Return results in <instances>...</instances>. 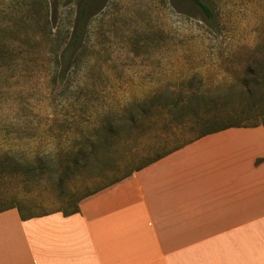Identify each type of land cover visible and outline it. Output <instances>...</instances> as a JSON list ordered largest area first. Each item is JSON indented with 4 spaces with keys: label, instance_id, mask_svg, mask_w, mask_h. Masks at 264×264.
<instances>
[{
    "label": "rangeland",
    "instance_id": "obj_1",
    "mask_svg": "<svg viewBox=\"0 0 264 264\" xmlns=\"http://www.w3.org/2000/svg\"><path fill=\"white\" fill-rule=\"evenodd\" d=\"M201 1L212 16L192 0H0V156L46 159L76 145L101 117L159 102L146 104L135 127L101 144L61 188L46 171L35 179L0 173V209L65 208L63 195L109 184L127 171L114 172L127 151L151 145L188 115L220 126L264 115V102L251 104L264 92V0ZM249 69L259 75L254 99L241 86ZM162 105H176L173 116Z\"/></svg>",
    "mask_w": 264,
    "mask_h": 264
},
{
    "label": "crops",
    "instance_id": "obj_2",
    "mask_svg": "<svg viewBox=\"0 0 264 264\" xmlns=\"http://www.w3.org/2000/svg\"><path fill=\"white\" fill-rule=\"evenodd\" d=\"M0 264H264V118L168 154L76 214L0 209Z\"/></svg>",
    "mask_w": 264,
    "mask_h": 264
},
{
    "label": "trees",
    "instance_id": "obj_3",
    "mask_svg": "<svg viewBox=\"0 0 264 264\" xmlns=\"http://www.w3.org/2000/svg\"><path fill=\"white\" fill-rule=\"evenodd\" d=\"M192 1L199 7L204 15H206L207 17L212 16L210 9L201 0ZM78 38L79 36L77 35L73 36L74 44L78 43ZM77 57L78 56L72 58L73 63L76 61ZM247 74L249 77L248 79H244L241 82V86L242 89L244 88L246 96L250 99H254L257 96V91L260 87L258 86L259 75L255 74V72L250 69L247 71ZM263 85L264 79L262 82V86ZM263 91H260L259 95ZM186 98L190 100L191 96H186ZM256 99L257 101H253L251 103L254 108L256 102H264V92L262 93L261 97H256ZM153 102L157 101H155L154 99H150L144 103L129 104L122 109L121 113L110 114L101 117L99 125L96 126L91 132L83 134L82 131H80L82 139L77 141V146L75 145V143H73V146L70 149L63 148L57 153L49 155L46 159L38 156L33 159H16L8 154H3L0 156V173L35 179L37 176L46 171L50 173V177L55 185H58V187L61 188L68 178L75 176V174L78 172L76 170H78L80 167H85L87 160L96 155L98 147L102 146L101 144L107 141L111 136H117L120 130H124L126 127H135L137 120L141 117V115L145 114L149 107L151 109L159 103L158 102L156 103V105H153ZM146 104H149V107H146ZM175 106L176 105L166 107L162 105L160 109L165 110L166 114L170 117ZM124 113H126V115H124ZM191 116L192 115H188L184 117L180 123L174 125V130L165 132L164 135L166 136H164L163 134L158 135L156 137V140L151 145L134 149V151H127V157H125V161L123 163L126 165H124L123 167H116V171H114L118 172L120 168L127 169V171H125L121 176L111 180L109 184L80 197H77L74 193H66L65 195H63V206H65V208H61L57 211L52 212H61L64 216L76 214L79 212V204L83 200L122 182L123 180L131 177L135 172L142 170L143 168L153 164L154 162L160 160L168 154L177 151L182 147L203 138L204 136L214 134L232 127L247 126V124L251 123L257 124L260 122L264 115L260 118L255 115L252 120H249V122L247 121L245 124L232 123L221 126L216 124L215 122H209L210 119H204L202 122V116L198 117L197 120L192 119ZM194 116L197 115L195 114ZM164 145H168L169 148L162 152H155L154 155L150 156L152 151L158 150V148H163ZM135 159H139L138 163L133 167L128 168L127 164H130L129 162H132ZM59 201L60 204L63 202L60 199ZM9 208H16L20 212L22 219L43 216L52 213L46 212L40 215L27 213V215L20 208V206H12Z\"/></svg>",
    "mask_w": 264,
    "mask_h": 264
}]
</instances>
